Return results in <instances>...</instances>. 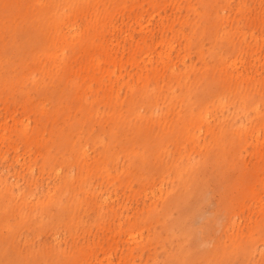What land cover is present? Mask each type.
Wrapping results in <instances>:
<instances>
[{
	"label": "rangeland",
	"instance_id": "1",
	"mask_svg": "<svg viewBox=\"0 0 264 264\" xmlns=\"http://www.w3.org/2000/svg\"><path fill=\"white\" fill-rule=\"evenodd\" d=\"M0 264H264V0H0Z\"/></svg>",
	"mask_w": 264,
	"mask_h": 264
},
{
	"label": "snow or ice",
	"instance_id": "2",
	"mask_svg": "<svg viewBox=\"0 0 264 264\" xmlns=\"http://www.w3.org/2000/svg\"><path fill=\"white\" fill-rule=\"evenodd\" d=\"M3 7H4L5 9H7V8L9 7V5L4 4Z\"/></svg>",
	"mask_w": 264,
	"mask_h": 264
}]
</instances>
